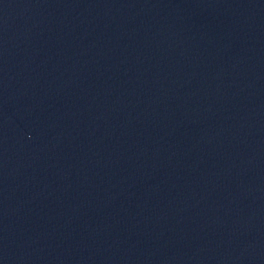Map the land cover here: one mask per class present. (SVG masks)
<instances>
[{"label": "water", "instance_id": "1", "mask_svg": "<svg viewBox=\"0 0 264 264\" xmlns=\"http://www.w3.org/2000/svg\"><path fill=\"white\" fill-rule=\"evenodd\" d=\"M0 264H264V0H0Z\"/></svg>", "mask_w": 264, "mask_h": 264}]
</instances>
